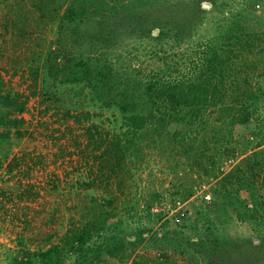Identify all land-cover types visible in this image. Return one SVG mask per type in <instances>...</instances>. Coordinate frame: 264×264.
Masks as SVG:
<instances>
[{
  "label": "rangeland",
  "instance_id": "1",
  "mask_svg": "<svg viewBox=\"0 0 264 264\" xmlns=\"http://www.w3.org/2000/svg\"><path fill=\"white\" fill-rule=\"evenodd\" d=\"M199 7L207 12L200 14ZM241 12L238 20L245 19L244 30L262 36L254 41L256 54L250 56L257 68L253 85L264 89V0H0V77L4 90L18 93L25 101L20 115L26 120L21 135L10 132V143L0 138V264H19L17 260L23 261L28 252L52 244L65 246L64 234L81 230L84 246L68 248L61 264H264V210L258 208L252 222H240L235 218L237 203L226 199L236 194L247 198L253 190L264 196V166L250 159L252 145L235 149L232 159L213 163L216 175L211 178L200 172L183 146L177 147L176 161L167 149L158 148L157 153L150 149L147 166L145 159L132 156L124 160L125 170L108 173L100 167L102 159L94 155L104 147L110 150L116 137L119 147L124 145L122 111L112 103H99L101 98L92 100V86L84 78L74 79L66 69L48 71L44 60L51 51L72 60L87 55L91 70L93 58L95 67L99 61L109 74L118 73L121 83L134 78L137 86L139 78L142 82L155 78L143 69L146 65L158 71L159 44L143 36L157 32L154 24L167 23L163 52L180 60L183 54L195 53L186 39L175 44L172 26L180 25L183 32L193 23L192 39L206 40L219 30L213 20L220 25L225 17L223 22L238 27L233 15ZM53 62L64 63L65 58L57 55ZM34 64L38 73L33 78ZM112 91L108 87L102 99ZM4 106L0 103V111ZM254 120L237 127V134L255 129V123L264 122V114ZM87 128L91 135L86 134ZM94 129L98 133L92 137ZM262 147L264 142L257 148ZM209 150L213 153L205 158L207 163L217 160V148ZM236 162L250 188L240 182L236 192L234 177L222 189L223 173ZM188 184L192 192L184 195ZM112 196L115 210L122 214L125 204L136 200V217L120 214L123 221L113 227L118 236L114 244L120 246L112 252L101 250L96 257L92 246L99 249L101 241L89 235L84 224L92 219V212L99 211L92 204H108L105 200ZM145 206L149 220L146 208L142 210ZM109 219L115 220L116 215ZM135 231L137 241L122 245L125 239L136 240ZM256 234L261 236L260 246L255 245ZM196 235L200 245L186 242ZM31 256L33 262L28 264H43L38 256Z\"/></svg>",
  "mask_w": 264,
  "mask_h": 264
},
{
  "label": "trees",
  "instance_id": "2",
  "mask_svg": "<svg viewBox=\"0 0 264 264\" xmlns=\"http://www.w3.org/2000/svg\"><path fill=\"white\" fill-rule=\"evenodd\" d=\"M246 7L248 4L244 6V9ZM198 10L200 14L207 12V9L203 7H199ZM241 14L242 12L233 15V18L238 20ZM222 18H220V25L216 23V19L212 21L213 26L219 30L211 34L206 40H200L197 37L192 39L194 34L193 23L186 26L183 31L184 34H182L180 25L178 27L172 26L174 30L171 37L174 38L175 44L186 39L189 47L194 49L192 52L195 53L189 56L183 54L180 60L174 58V54L163 52L165 51V48H162L163 38L168 37L166 29L169 28L165 26L167 23L163 20L161 23L154 24L155 27L159 28L157 32L154 35L147 33L143 36H148L149 40L159 44L157 47L160 54L155 53V57L158 56V71L155 72V67L148 70L146 65L143 69L150 73L152 71L154 76L151 77L155 78L152 80L149 77L143 82L139 78L141 83L137 86L142 85L141 88L135 85L134 78H128L126 82L121 83V79H119L121 76L116 72L109 74L111 72L108 68L99 61L98 65L96 64L99 67H95L97 60L93 58L91 70L89 63L91 60L87 55L72 60L73 57H66L58 51L55 53L54 51L47 52L50 55L45 53L44 60L45 58L48 60V71L66 69L68 72L74 73L72 76L74 79L84 78L87 84L92 86V100L96 97L99 100L101 98L99 103L106 105L112 103L122 111L125 120L120 126L126 128L123 130L125 134L123 135L124 145L120 148L118 137H116V142L112 144L110 150L109 147H104L100 155H94V158L102 159L100 160V167H105L108 173L114 174L116 172L117 174L121 169L125 170L127 167L125 161L132 156L141 160L145 159L147 166L150 149L155 153L158 148L161 151L167 149L171 159L174 155V161H176L177 147L183 146L182 151L187 150L188 156L193 162L196 161L200 172L202 171L207 178H211L216 175L214 168H212L213 163H221L222 159H229L230 157L232 159L235 157V149L244 145L253 146L250 152L252 158L250 159L253 161L254 158V164L264 166V147L257 148L264 142V122L255 123V129L249 127V133L246 135L237 134L235 131L239 126L248 125L252 119L257 121L256 118L260 112L261 115L264 114V89L258 85H253V77L257 68L252 65L253 59L250 56L256 54L252 48L254 41L262 36L244 30V18L241 19L242 22L238 20L240 24L234 22L238 27H232V22L229 25L226 24L227 22H223ZM57 55L64 57L65 62H53ZM37 73V65L34 64L30 67V76L34 78ZM2 83L3 80L0 77V103L5 104V109L0 111V138H4L7 143H10L8 139L10 132L16 136L23 133L21 127L26 120L20 114L25 108V101L19 99L18 93L4 90ZM108 87L113 88L111 96L102 99L101 95ZM61 120L62 118L59 116L57 121ZM43 125L46 123L43 122ZM96 126V124H92V127ZM87 129L86 134L91 135L90 129ZM95 133L98 132L94 129L92 137ZM212 146L217 148L215 151L217 152V155L215 154L217 160L207 163L205 158L213 153L212 150H209V148L212 149ZM138 158L136 159L138 160ZM229 166V169L221 177L222 181H219V187L227 189L226 185L235 177L238 183L236 192L240 182L250 188L248 177L245 176L239 163L236 162V164L233 163ZM83 183L87 184V182ZM213 186L210 187L213 189ZM191 192L192 186L190 184L186 188L184 187V195ZM174 193L176 192L174 191ZM30 194L31 192L28 191V195ZM226 199L230 204L236 205L234 203H237L235 209L237 217L235 218L240 222H245V220L252 222L258 213V208L264 210V196L256 194L254 190L248 194L247 198L236 194V196H228ZM114 200L116 199L112 196L105 200L108 204L99 202L92 204L99 211L97 213L92 212V219L85 221L84 224L85 230L89 229V235H92L94 239L97 237L101 241L99 249L92 246L96 257H98V253H101V250L112 252V248L116 246L114 242H118V240H114V238H118V236H116L117 233H113V227L118 222L123 221L122 216L126 214L130 217L132 215L136 217L134 204L136 200L133 199L131 204H125L124 214L118 212L117 209L115 210L117 205H113ZM92 201L94 202V198ZM136 205L138 206V202ZM145 208L146 212H142V214L147 215L146 218L149 220L148 206L143 207L142 210ZM140 212L139 210L138 217L141 215ZM114 215H116V219L110 221L109 217ZM210 221L207 218V222L211 224ZM83 233L84 231L81 230L80 232L64 234L65 246L59 247L57 244H52L44 250L28 252L23 261L17 260V262L19 264L32 263L31 255L35 254L43 264H61V259L67 254L68 248L74 246L82 249L86 240ZM136 233L137 236L134 237L136 240L125 239L122 245L126 242L128 244L136 242L138 232L135 231ZM255 237L258 240L255 245L260 246L262 243L261 236L256 234ZM186 242L192 245H200L202 240L200 236L196 235L190 236Z\"/></svg>",
  "mask_w": 264,
  "mask_h": 264
},
{
  "label": "water",
  "instance_id": "3",
  "mask_svg": "<svg viewBox=\"0 0 264 264\" xmlns=\"http://www.w3.org/2000/svg\"><path fill=\"white\" fill-rule=\"evenodd\" d=\"M203 7H207L208 5L206 3H201Z\"/></svg>",
  "mask_w": 264,
  "mask_h": 264
}]
</instances>
